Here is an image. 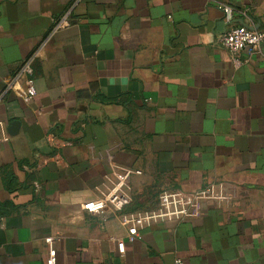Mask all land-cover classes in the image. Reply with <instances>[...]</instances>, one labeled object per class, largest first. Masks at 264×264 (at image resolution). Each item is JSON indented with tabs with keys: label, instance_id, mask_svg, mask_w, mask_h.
Wrapping results in <instances>:
<instances>
[{
	"label": "crops",
	"instance_id": "crops-1",
	"mask_svg": "<svg viewBox=\"0 0 264 264\" xmlns=\"http://www.w3.org/2000/svg\"><path fill=\"white\" fill-rule=\"evenodd\" d=\"M219 3L264 29V0H0V264H264V58L235 65ZM112 163L141 172L128 210L228 199L129 241L81 208Z\"/></svg>",
	"mask_w": 264,
	"mask_h": 264
},
{
	"label": "built area",
	"instance_id": "built-area-1",
	"mask_svg": "<svg viewBox=\"0 0 264 264\" xmlns=\"http://www.w3.org/2000/svg\"><path fill=\"white\" fill-rule=\"evenodd\" d=\"M219 7L224 11L225 20L229 24L228 30L219 37V43L229 51L235 65L248 63L254 56L264 58V29L258 30L246 25H237L233 23V7L225 3H219ZM69 25L68 19L64 17L56 21L55 30ZM32 63L33 58L25 60L19 69L18 75L32 74ZM28 93L32 95L34 89L29 88ZM140 173L139 170L112 163L111 170L105 176L102 187H100L99 196L94 200L83 202L81 208L103 217H107V213L114 214L121 225L127 229L128 240L134 241L140 236V231L144 228L168 221L194 219L198 207L203 201L221 202L223 199H228L217 192L215 184H209L193 192L182 189H165L158 194L155 208L128 210L127 208L132 204L129 182L133 175ZM33 184L38 190L39 183L34 181ZM118 248L120 253L123 254L125 252V242H118ZM50 256V264H56L55 248L50 249ZM174 264H185V261L178 257L175 259Z\"/></svg>",
	"mask_w": 264,
	"mask_h": 264
},
{
	"label": "water",
	"instance_id": "water-1",
	"mask_svg": "<svg viewBox=\"0 0 264 264\" xmlns=\"http://www.w3.org/2000/svg\"><path fill=\"white\" fill-rule=\"evenodd\" d=\"M18 123H13V128L17 127Z\"/></svg>",
	"mask_w": 264,
	"mask_h": 264
}]
</instances>
